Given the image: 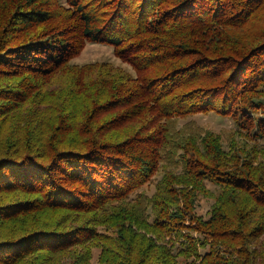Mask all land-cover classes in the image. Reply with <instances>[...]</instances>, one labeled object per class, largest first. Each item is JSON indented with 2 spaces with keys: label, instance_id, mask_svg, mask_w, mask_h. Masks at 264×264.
I'll return each instance as SVG.
<instances>
[{
  "label": "trees",
  "instance_id": "1",
  "mask_svg": "<svg viewBox=\"0 0 264 264\" xmlns=\"http://www.w3.org/2000/svg\"><path fill=\"white\" fill-rule=\"evenodd\" d=\"M95 257L264 264V0H0V264Z\"/></svg>",
  "mask_w": 264,
  "mask_h": 264
},
{
  "label": "rangeland",
  "instance_id": "2",
  "mask_svg": "<svg viewBox=\"0 0 264 264\" xmlns=\"http://www.w3.org/2000/svg\"><path fill=\"white\" fill-rule=\"evenodd\" d=\"M112 50H114L113 47L108 44L88 42L83 51H81V53L72 61L78 64H84L97 60L111 61L116 65L120 64L121 66L132 70L127 64H124L119 58H117L114 54V51ZM195 119L198 123L212 127L217 131L221 130V128L229 129L230 127V125L225 124L223 121H220L218 118H216V116L212 115L198 114L195 116ZM205 210L206 204L203 203V206L200 208V212L204 213ZM93 262L94 264H99L96 260V257L94 258Z\"/></svg>",
  "mask_w": 264,
  "mask_h": 264
}]
</instances>
